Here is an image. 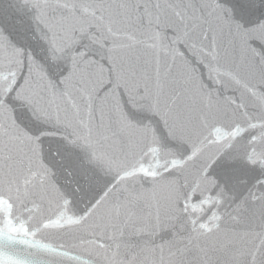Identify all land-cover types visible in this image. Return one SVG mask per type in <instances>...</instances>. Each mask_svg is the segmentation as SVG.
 I'll return each mask as SVG.
<instances>
[{
    "label": "snow or ice",
    "instance_id": "obj_1",
    "mask_svg": "<svg viewBox=\"0 0 264 264\" xmlns=\"http://www.w3.org/2000/svg\"><path fill=\"white\" fill-rule=\"evenodd\" d=\"M5 11L0 264H264V0Z\"/></svg>",
    "mask_w": 264,
    "mask_h": 264
},
{
    "label": "water",
    "instance_id": "obj_2",
    "mask_svg": "<svg viewBox=\"0 0 264 264\" xmlns=\"http://www.w3.org/2000/svg\"><path fill=\"white\" fill-rule=\"evenodd\" d=\"M3 7L6 10L4 19H5V23H7L8 22V12H7V10L9 8V0H3ZM13 19H15L14 15H13Z\"/></svg>",
    "mask_w": 264,
    "mask_h": 264
}]
</instances>
